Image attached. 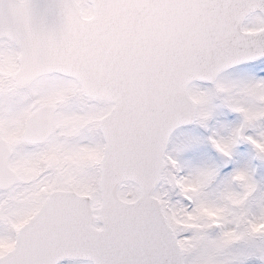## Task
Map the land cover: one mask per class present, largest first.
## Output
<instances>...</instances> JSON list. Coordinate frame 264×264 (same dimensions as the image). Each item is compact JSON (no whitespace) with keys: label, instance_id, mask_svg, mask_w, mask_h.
<instances>
[{"label":"snow or ice","instance_id":"snow-or-ice-1","mask_svg":"<svg viewBox=\"0 0 264 264\" xmlns=\"http://www.w3.org/2000/svg\"><path fill=\"white\" fill-rule=\"evenodd\" d=\"M0 264H264V0H0Z\"/></svg>","mask_w":264,"mask_h":264}]
</instances>
